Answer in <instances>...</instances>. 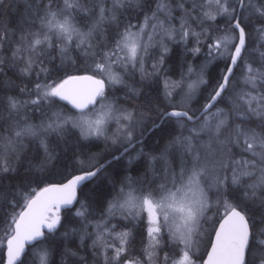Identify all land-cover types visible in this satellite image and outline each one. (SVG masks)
Wrapping results in <instances>:
<instances>
[{"label": "snow or ice", "instance_id": "snow-or-ice-1", "mask_svg": "<svg viewBox=\"0 0 264 264\" xmlns=\"http://www.w3.org/2000/svg\"><path fill=\"white\" fill-rule=\"evenodd\" d=\"M57 255L264 264V0H0V264Z\"/></svg>", "mask_w": 264, "mask_h": 264}, {"label": "trees", "instance_id": "trees-1", "mask_svg": "<svg viewBox=\"0 0 264 264\" xmlns=\"http://www.w3.org/2000/svg\"><path fill=\"white\" fill-rule=\"evenodd\" d=\"M178 48H179V47H174L172 59L169 61V64H170L171 66L174 67V73H170V75H176V76H178V73H179V71H177V69H179L178 67H179L180 63L182 62V60H181V55H182V53L179 54L180 51L182 52V48H179V49H178ZM179 50H180V51H179ZM199 58H201V59H203V60L205 59V57H204L203 54H201V56H200ZM188 59L191 60V57L189 56ZM203 60H201V61H203ZM197 61H199V60L197 59ZM201 61H200V62H201ZM195 62H196V61H195ZM219 67H222V65L214 64V65L210 66V68H209V73H210L211 75L214 76V75L219 71ZM179 70H180V69H179ZM177 72H178V73H177ZM8 75H9L10 77H12L13 80H16V77L13 75V73H12L11 71L8 72ZM173 77H174V78H178V77H175V76H173ZM16 82L19 83L18 80H16ZM99 150H100L99 148H93V149H92L93 152H95V151H99ZM56 179H59V177H56ZM90 187H91V186H90ZM77 243H78V241H77ZM70 246L73 247V248L75 249L76 244H71ZM55 259H56V261H57V264H59V260H60L59 255H57V256L55 257Z\"/></svg>", "mask_w": 264, "mask_h": 264}, {"label": "rangeland", "instance_id": "rangeland-1", "mask_svg": "<svg viewBox=\"0 0 264 264\" xmlns=\"http://www.w3.org/2000/svg\"><path fill=\"white\" fill-rule=\"evenodd\" d=\"M180 51V50H179ZM179 54H181V52L179 53ZM198 60L199 61H197L196 60V63H201V62H203V61H201V60H203V59H201V58H198ZM201 61V62H200ZM179 68V67H178ZM177 71H179V69H177ZM173 76H175V77H178V76H176V75H173ZM174 78V77H173ZM175 79V78H174ZM37 117H39V113H36L35 114V116H34V122H38V120H39V118H37ZM37 120V121H36Z\"/></svg>", "mask_w": 264, "mask_h": 264}, {"label": "bare ground", "instance_id": "bare-ground-1", "mask_svg": "<svg viewBox=\"0 0 264 264\" xmlns=\"http://www.w3.org/2000/svg\"><path fill=\"white\" fill-rule=\"evenodd\" d=\"M179 49V48H178ZM181 52V51H180ZM182 53V52H181ZM178 73V72H177ZM37 118H39V117H37ZM37 121V120H36Z\"/></svg>", "mask_w": 264, "mask_h": 264}]
</instances>
